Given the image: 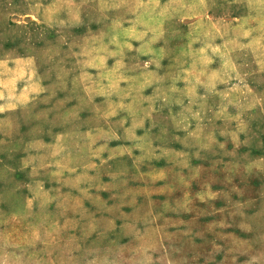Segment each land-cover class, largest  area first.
<instances>
[{"label":"rangeland","instance_id":"374dc122","mask_svg":"<svg viewBox=\"0 0 264 264\" xmlns=\"http://www.w3.org/2000/svg\"><path fill=\"white\" fill-rule=\"evenodd\" d=\"M0 62V264H264V0H0Z\"/></svg>","mask_w":264,"mask_h":264},{"label":"crops","instance_id":"0c3cea01","mask_svg":"<svg viewBox=\"0 0 264 264\" xmlns=\"http://www.w3.org/2000/svg\"><path fill=\"white\" fill-rule=\"evenodd\" d=\"M7 66V64L0 62V67ZM6 75V73H2ZM10 82L9 78H5L4 76H0V112H5L8 110L16 109L23 105V102L29 98V94L27 91H15L12 86L8 89L6 86L4 87L5 82ZM42 91L41 85L37 82L34 76V98L39 95ZM12 95V97H11ZM11 98V100H10ZM6 102H2V101Z\"/></svg>","mask_w":264,"mask_h":264}]
</instances>
